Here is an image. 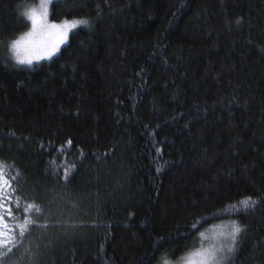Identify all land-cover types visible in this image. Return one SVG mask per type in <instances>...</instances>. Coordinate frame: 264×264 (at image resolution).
Instances as JSON below:
<instances>
[{
    "label": "trees",
    "instance_id": "trees-1",
    "mask_svg": "<svg viewBox=\"0 0 264 264\" xmlns=\"http://www.w3.org/2000/svg\"><path fill=\"white\" fill-rule=\"evenodd\" d=\"M36 1L0 0V160L49 223L6 264H167L232 220L229 264H264V0H56L88 24L23 67Z\"/></svg>",
    "mask_w": 264,
    "mask_h": 264
},
{
    "label": "snow or ice",
    "instance_id": "snow-or-ice-1",
    "mask_svg": "<svg viewBox=\"0 0 264 264\" xmlns=\"http://www.w3.org/2000/svg\"><path fill=\"white\" fill-rule=\"evenodd\" d=\"M52 3L53 0H41L39 12H37L36 8H31L24 12L25 17L32 24V30L26 35L31 37L39 29L49 39L44 43L41 51L28 55L22 54V52L26 51V49L22 48L24 39L13 40L9 45V51L13 53L17 63L31 64L34 59L52 57L60 50V45L68 40L70 29L76 28L78 25L88 24V21L84 19L65 20L61 23L50 22L48 16ZM66 144L71 146L72 140H67ZM58 151L63 152L64 146H61ZM51 166L54 172L61 167V165L55 163V160H53ZM74 167L75 165H72V169ZM11 168L12 164L0 160V249H3L0 250V264H6L9 256L14 254L15 250L22 246L23 241L31 236L32 228L40 227L46 229L49 223L45 215L46 209L42 203H37L35 200H25L23 207H21V198L16 195L19 188L13 187L14 183H18L17 176H19V172L16 175H12ZM157 170L159 171V168ZM63 171V179L67 181L71 171L68 167H63ZM13 196H15V201H13ZM258 199H253L252 196H245L238 202L232 203L230 207L233 212L239 213L241 210L254 208ZM230 223V229L221 233L224 238L222 241L197 250V254L202 257L200 264H229L237 251L241 233L245 230V226L235 220ZM190 227L196 230L197 224L194 222ZM197 235L202 237L203 233L197 232Z\"/></svg>",
    "mask_w": 264,
    "mask_h": 264
},
{
    "label": "rangeland",
    "instance_id": "rangeland-1",
    "mask_svg": "<svg viewBox=\"0 0 264 264\" xmlns=\"http://www.w3.org/2000/svg\"><path fill=\"white\" fill-rule=\"evenodd\" d=\"M54 1H56V0H53V2ZM40 4H41V0H37L34 4H32L27 9H25V11L28 10V9H31V8H36L37 12H39L40 11V7H39ZM48 19H49V16H48ZM27 20L29 22V26L26 29V31L23 32L22 34H20L17 38L13 39V40H17V39H21V38L24 39V43L22 44V48L26 49L25 52H22V54H24V55L35 54V53L41 51L42 46L49 39L45 34L41 33L39 31V29L37 30L35 35H33L31 37H28L26 34L29 33L32 30V24H31V21L29 19H27ZM72 20H80V19H69L67 21H72ZM49 21L53 22L50 19H49ZM63 21H65V20H63ZM63 21L55 22V23H61ZM83 26H86V25H78L76 28L70 29L68 38H69V36H70V34L72 32H74L76 29L81 28ZM67 41L64 44L60 45V49L67 43ZM58 52H56L50 58L42 57L39 60H35L34 59L31 64H28V63H23V64L17 63L13 53L9 51V54H10L11 58L13 59V61H14V63L16 65L23 66V67H32V66H34V65H36V64H38L40 62L51 60ZM230 226L231 225L228 224V223H222V224H219L218 226L209 228L207 231H205L203 233V236L199 240L200 244H199V246L197 248H195L191 252L187 253L183 257L179 258L175 262H170V263H167V264H200V261H201L202 257H201V255L197 254V250L198 249H202L203 247H207V246H210L212 244H215V243H218V242L222 241L224 238H223V236H221V233L228 231L230 229Z\"/></svg>",
    "mask_w": 264,
    "mask_h": 264
}]
</instances>
